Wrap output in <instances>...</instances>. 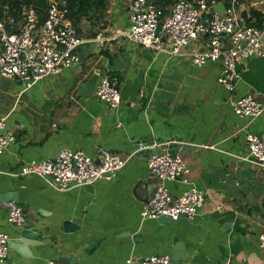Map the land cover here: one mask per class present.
I'll return each instance as SVG.
<instances>
[{
    "label": "crops",
    "instance_id": "0c3cea01",
    "mask_svg": "<svg viewBox=\"0 0 264 264\" xmlns=\"http://www.w3.org/2000/svg\"><path fill=\"white\" fill-rule=\"evenodd\" d=\"M127 3L110 0L98 19L83 17L78 35L93 39L107 26L127 28ZM251 8L264 18V0H239L235 12L244 23ZM205 39L200 36L187 50ZM77 51V63L30 86L0 76V118L15 135L0 155V196L6 193L1 201L17 203L25 223L44 231L30 245L8 247L0 264H46L59 256L81 264H122L152 254L174 262L181 253V264H264L257 238L264 231V169L242 159L245 134L264 130V112L239 116L229 102L230 95L264 99V57L238 60L231 94L218 82V63L195 66L189 56L155 52L126 38L85 41ZM102 75L117 80L116 109L95 95ZM152 141L170 142V152L189 167V181L163 182L169 192L178 196L191 186L203 192L192 219L142 218L143 204L159 184L147 168L148 151L137 152L111 180L92 183V193L85 186L58 192L41 176L16 174L30 162L55 158L62 148L95 156L102 147L126 156L139 142ZM6 215L1 207L0 231L14 240L20 226Z\"/></svg>",
    "mask_w": 264,
    "mask_h": 264
},
{
    "label": "built area",
    "instance_id": "2783aa9c",
    "mask_svg": "<svg viewBox=\"0 0 264 264\" xmlns=\"http://www.w3.org/2000/svg\"><path fill=\"white\" fill-rule=\"evenodd\" d=\"M216 0H175L169 13L152 0H128L127 28L107 26L95 38L87 39L78 35L76 27L68 16L65 0H47L45 18L39 21L35 5L24 6L19 17L7 15L0 20V76L18 78L30 86L36 81L61 72L79 61L78 47L85 41L108 42L126 38L155 52L170 56H189L191 63L202 66L218 63L221 74L218 82L229 93L234 92L238 78L236 64L248 57H264V28L244 23L235 7L238 0H230L220 12L214 11ZM224 3V2H223ZM200 36H206L202 45L193 50L187 46ZM95 95L110 109L118 108L120 93L117 80L102 75L95 89ZM230 105L239 116L257 117L264 112V99L252 94L239 98L230 95ZM15 139L14 132L5 128L0 118V155ZM247 153L242 159L252 166L264 169V130L259 133L246 132ZM170 142H139L138 147L123 156L99 147L95 156L79 149L62 148L55 158L23 165L17 175L36 174L46 179L58 192L77 186L92 184L97 180H111L127 161L137 152L148 151L147 168L159 184L153 195L143 204L142 218L168 216L178 218L181 214L192 219L203 204V192L191 186L180 195L173 196L163 184L166 180L189 181V167L182 157L169 149ZM204 148L213 145L202 144ZM98 160L99 163L95 161ZM7 221L15 226L25 223L23 209L15 202H2ZM258 244L264 258V231L258 233ZM8 235L0 231V263L8 253ZM46 264H66L60 260H49ZM74 264H81L76 262ZM122 264H173L168 255H148L139 260L127 258ZM227 264V263H210Z\"/></svg>",
    "mask_w": 264,
    "mask_h": 264
},
{
    "label": "trees",
    "instance_id": "16d2710c",
    "mask_svg": "<svg viewBox=\"0 0 264 264\" xmlns=\"http://www.w3.org/2000/svg\"><path fill=\"white\" fill-rule=\"evenodd\" d=\"M68 8V16L72 20L77 32V26L83 17L99 18L103 15L106 9L108 0H65ZM210 1V0H208ZM223 1L226 6L229 5L230 0H216ZM239 1V0H238ZM241 1V0H240ZM175 0H152L155 6L162 9L163 15L169 13V9ZM239 3V2H238ZM47 0H0V20L7 15H14L19 17V12L24 6L35 5L38 8L39 21L42 22L45 18ZM91 14V15H90ZM263 15L255 8H251L250 15L245 19L247 25H252L261 28L263 26ZM93 35V34H91Z\"/></svg>",
    "mask_w": 264,
    "mask_h": 264
},
{
    "label": "water",
    "instance_id": "95a60500",
    "mask_svg": "<svg viewBox=\"0 0 264 264\" xmlns=\"http://www.w3.org/2000/svg\"><path fill=\"white\" fill-rule=\"evenodd\" d=\"M148 2H149V0H146V3H148ZM223 8H224L223 1H218L217 4L214 5L213 9L216 12H220V11L223 10ZM117 88H118V86H117ZM158 137H161V138L166 139V140H170V138H171V136H158ZM153 138H157V137L154 136ZM138 141L139 140H137V142ZM95 162L99 163L98 160H96ZM84 186H85V188H87V190L90 193L93 192V185L92 184H87V185H84ZM5 197H6V193L4 195L0 196V199L4 200ZM209 215L210 216L217 215V212H212ZM180 216L184 217L185 215L181 214ZM158 219L160 221H165V222L172 220L170 217L164 216V215L158 216ZM64 225H72V224L69 221H65ZM43 232L44 231L42 229H37V228H34L31 224L24 223L23 225L20 226V230L17 233V237L14 238V240H9L8 241V247L15 248L16 245H18V244L30 245V244L33 243V242H31L30 239L42 238ZM40 242L44 243L42 241H40ZM178 246H180V248H181V245H178ZM182 259H183V254L182 253L181 254H177L175 256V261L173 262V264H181ZM58 260L66 263V264H74V263H76L78 261L77 258L74 257V256H72L71 258H66V256H59Z\"/></svg>",
    "mask_w": 264,
    "mask_h": 264
},
{
    "label": "rangeland",
    "instance_id": "374dc122",
    "mask_svg": "<svg viewBox=\"0 0 264 264\" xmlns=\"http://www.w3.org/2000/svg\"><path fill=\"white\" fill-rule=\"evenodd\" d=\"M109 4H110V0H108ZM107 6H108V3H107Z\"/></svg>",
    "mask_w": 264,
    "mask_h": 264
}]
</instances>
